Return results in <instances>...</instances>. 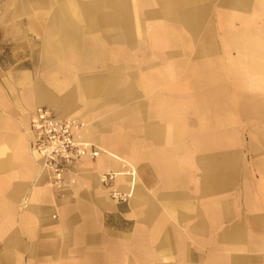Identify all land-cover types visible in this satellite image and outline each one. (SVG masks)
Listing matches in <instances>:
<instances>
[{
  "label": "crops",
  "instance_id": "1",
  "mask_svg": "<svg viewBox=\"0 0 264 264\" xmlns=\"http://www.w3.org/2000/svg\"><path fill=\"white\" fill-rule=\"evenodd\" d=\"M0 264H264V0H0Z\"/></svg>",
  "mask_w": 264,
  "mask_h": 264
},
{
  "label": "built area",
  "instance_id": "2",
  "mask_svg": "<svg viewBox=\"0 0 264 264\" xmlns=\"http://www.w3.org/2000/svg\"><path fill=\"white\" fill-rule=\"evenodd\" d=\"M85 123L77 118H57L52 109L37 107L30 121L33 148L51 173L52 182L61 187L66 168L82 159H95L100 151L83 140ZM119 172L107 170L100 174V183L108 187L117 202H127L129 193L119 191L113 182Z\"/></svg>",
  "mask_w": 264,
  "mask_h": 264
},
{
  "label": "bare ground",
  "instance_id": "3",
  "mask_svg": "<svg viewBox=\"0 0 264 264\" xmlns=\"http://www.w3.org/2000/svg\"><path fill=\"white\" fill-rule=\"evenodd\" d=\"M119 174H121L120 172H119ZM129 174H134V171L133 170H129ZM129 194H130V196L132 195V193H131V191L129 192Z\"/></svg>",
  "mask_w": 264,
  "mask_h": 264
},
{
  "label": "rangeland",
  "instance_id": "4",
  "mask_svg": "<svg viewBox=\"0 0 264 264\" xmlns=\"http://www.w3.org/2000/svg\"><path fill=\"white\" fill-rule=\"evenodd\" d=\"M36 12H34V14H35ZM113 199V198H112ZM114 200V199H113ZM116 201V200H115Z\"/></svg>",
  "mask_w": 264,
  "mask_h": 264
}]
</instances>
